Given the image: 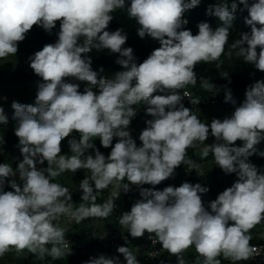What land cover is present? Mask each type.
Masks as SVG:
<instances>
[{"label":"clouds","instance_id":"1","mask_svg":"<svg viewBox=\"0 0 264 264\" xmlns=\"http://www.w3.org/2000/svg\"><path fill=\"white\" fill-rule=\"evenodd\" d=\"M125 7L138 36L158 42L142 63L124 47L122 28L108 30L112 13ZM236 11L249 13L250 33ZM57 22L55 43L18 53L34 25L51 34ZM228 41L244 63L264 72V0H0V101L10 102L18 87L34 92L21 101L35 100L13 101V119L0 107V261H250L251 245L264 243V228L249 233L264 220V169L253 164L264 158V79L248 86L242 104L230 89L220 101L207 80L202 87L210 95L178 91L196 83L198 63L215 66ZM94 49L116 55L122 70L111 78L93 70ZM16 54L29 57L36 75L26 84L5 78L25 66ZM220 76L231 83L228 72ZM138 105L151 117L140 146L131 134ZM198 145L203 157L211 153L217 167L238 177L231 187L181 185L193 169L203 175L186 160ZM181 164L189 167L171 178ZM78 170L83 180L67 175ZM67 176L72 182L61 184Z\"/></svg>","mask_w":264,"mask_h":264},{"label":"trees","instance_id":"2","mask_svg":"<svg viewBox=\"0 0 264 264\" xmlns=\"http://www.w3.org/2000/svg\"><path fill=\"white\" fill-rule=\"evenodd\" d=\"M227 2L231 3V0H227ZM238 2V0H237ZM253 0H249V3H252ZM126 6L131 5V0H125ZM242 6V5H240ZM202 13V11L200 10ZM248 12V11H247ZM112 13L113 20L110 22L108 30L109 31H115L117 29L122 28L127 36L128 40L124 47H131L134 50V55L137 57L138 62L142 63L145 59L148 58V56L157 49L158 42H151L148 43V38L145 37L144 39H141L137 34V23L134 19H131L128 14L126 7L119 9L118 12ZM236 16H238L241 21H239V25L241 29L246 30V33L251 32V28L246 25L245 19L249 18L248 14H242L239 11H236ZM257 27H261L260 25H257ZM60 24L57 22L56 28L53 30L51 34L47 33L45 30L40 28L37 25H34L33 28L26 34L25 40L19 44L18 47V53L20 54H34L37 51H40L43 49V47L47 44L55 43L58 39L57 33L59 32ZM239 30V27H237V31ZM154 43L153 45H151ZM234 42H229L225 45V49L221 57L218 61H214L213 64L215 66L210 67L209 65L205 64L204 62L198 63L195 68L194 72L196 73V83L189 84L185 86V88L178 90L181 94L184 90H189L193 93V95H210L211 89H206L202 87V80H207L211 84L215 85L217 91L215 92L218 94V99L222 102H225V94L228 89L231 90L233 98L235 99L236 103L242 104L243 99L242 97L245 96L246 89L249 85L255 83L258 80L264 79V72H261L257 70L253 65L246 64L243 62L242 57H238L236 55V51L231 49V45ZM259 52V49L257 50ZM231 53V55H230ZM92 57V67H99L103 68L105 72L110 73H116L118 71H121L122 68L118 64H116V59L118 58L116 55H113L108 52V50H101L96 51L95 49L90 53ZM220 65L217 67V65ZM25 66H17L15 69H11L10 72L5 74V78L10 79L11 81L15 82H23L24 84L31 81V78L25 77L26 73L24 72ZM222 72H228L229 73V79L231 80V83L229 84L227 79H224L220 76V73ZM0 77H3L0 75ZM25 77V78H24ZM4 78V80H5ZM222 83V85L219 87V85ZM198 87H202L203 89H197ZM162 94L166 95L167 93H161L157 92L154 93V95ZM241 97V99H239ZM135 107V105L133 106ZM137 107V116L133 119L131 124V134L139 135L144 130L147 125L145 123L146 120L151 119V117L146 115V106L138 105ZM141 121L144 123L145 128H142L141 130L138 128L137 123ZM75 135V134H73ZM78 138V134H77ZM118 142V140L115 138L113 140V147L115 143ZM137 145L140 146L141 142L136 141ZM239 141L236 142L235 146L237 145ZM66 144H68V139L66 140ZM65 147L63 150H65ZM201 148V149H200ZM202 145H198L196 147H189L187 149V156L186 160H191L192 162L199 164L200 171L203 173V175H197L196 170L193 169L192 172H190V175L188 178L184 179V181L181 183V185L184 182H188L190 184H205L208 185L209 183H215L219 187H223L226 183L222 180V175L232 177L235 175L233 174H225L222 169L217 167L214 161L213 155L210 153L208 157H203L202 155ZM98 149L103 153L105 156H108L111 152V148L105 149L103 146H99ZM201 150V152H200ZM70 152V149H67L63 151V154H68ZM92 152L90 151V154ZM94 154V153H92ZM69 155V154H68ZM257 157V156H256ZM264 163V158L260 157L259 159H256L253 164L259 168V164ZM188 164H181L174 173V176L171 177L173 179H176V176H178L179 173L183 171V169L188 168ZM263 169V168H260ZM67 175H72L77 177L79 180L81 179L82 173L79 172V170L76 173L69 172ZM67 176L66 178L62 179L61 184H67L71 183V177ZM257 228H264V220H261L260 223L256 224L252 229L249 230V233L251 230L257 229ZM248 233V234H249ZM255 240L251 239L250 244L255 242ZM180 257H182L180 255ZM221 264H227L230 263L229 261L225 260L222 256L219 257ZM184 260V259H183ZM164 264H179V258L175 257L174 259L168 260L166 259L164 261ZM0 264H73L71 261L70 263H60L57 260H53L52 258L48 260H42L41 262L38 260H35L33 262L29 261H21L16 260V263L12 260H5L0 261ZM184 264H186V261L184 260Z\"/></svg>","mask_w":264,"mask_h":264},{"label":"rangeland","instance_id":"3","mask_svg":"<svg viewBox=\"0 0 264 264\" xmlns=\"http://www.w3.org/2000/svg\"><path fill=\"white\" fill-rule=\"evenodd\" d=\"M17 60H20V61H22L23 63H24V65H25V68H24V72L30 77V78H35L36 77V75H35V73H34V71L31 69V67H30V61H29V57H27V56H21V55H18V54H16L15 56H14ZM5 62V60L4 59H0V65H1V63H4ZM7 68H10L9 66L7 67ZM93 68V70H95V71H97V72H99V68H94V67H92ZM101 75L102 76H106V77H109V78H111V77H113L114 75H115V73H107V72H103V73H101ZM71 82V81H70ZM76 83H79L80 84V90H84V88L86 87V83H84V82H78V81H76ZM0 92L3 94V92H5L4 91V88H3V85L2 86H0ZM34 94V92L33 91H26V90H24L22 87H18L17 88V94H16V96L10 101V102H8V101H6V100H1L0 102H2V104H0V107H3L4 109H5V113L6 114H10L11 116H9L8 118L9 119H13V115H14V110L12 109V107H11V105H12V102L13 101H16V102H19V103H21V104H23V105H29V104H34L35 103V100H32V101H30V102H24V101H21L23 98H25L26 96H28V95H33ZM6 97H10L9 95H5ZM245 96L244 97H242V99H243V101L245 100ZM36 99V98H35ZM21 101V102H20ZM8 103H11L10 105H8ZM137 126H138V128L141 130L142 128H145V125H144V123H142L141 121H139L138 123H137ZM142 131V130H141ZM133 136V138L136 140V141H139V139H138V137H139V135H136V134H134V135H132ZM115 139V138H114ZM262 142H264V141H262ZM200 152H201V150H200ZM260 168H263L264 169V165H261L260 166ZM59 177V176H58ZM57 177V178H58ZM222 180L226 183V185H224V188L225 189H227V188H229V187H231L232 185H233V183L238 179V177L236 176V177H234V178H232V177H229V176H224V175H222ZM108 190H114L113 189V187L110 185L108 188H107ZM134 196H136V194H134ZM210 211V210H209ZM193 249H195V246H192V247H190V248H188L187 250H193ZM194 252H196V251H194ZM226 260V259H225ZM227 261H230V263H227V264H234V262H232L231 260H227ZM235 264H252L250 261H241V262H235Z\"/></svg>","mask_w":264,"mask_h":264},{"label":"built area","instance_id":"4","mask_svg":"<svg viewBox=\"0 0 264 264\" xmlns=\"http://www.w3.org/2000/svg\"><path fill=\"white\" fill-rule=\"evenodd\" d=\"M251 246L254 247L256 251L249 260L253 264H264V243H255Z\"/></svg>","mask_w":264,"mask_h":264}]
</instances>
